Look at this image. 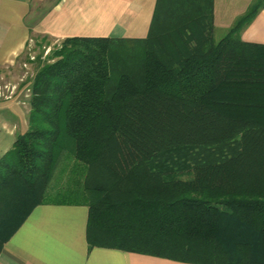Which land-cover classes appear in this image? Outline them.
<instances>
[{"label":"trees","instance_id":"trees-1","mask_svg":"<svg viewBox=\"0 0 264 264\" xmlns=\"http://www.w3.org/2000/svg\"><path fill=\"white\" fill-rule=\"evenodd\" d=\"M263 7L219 40L211 0H157L143 39H65L0 158V253L38 205L83 204L90 249L264 264V44L241 37ZM123 44L140 64L111 86Z\"/></svg>","mask_w":264,"mask_h":264},{"label":"crops","instance_id":"crops-1","mask_svg":"<svg viewBox=\"0 0 264 264\" xmlns=\"http://www.w3.org/2000/svg\"><path fill=\"white\" fill-rule=\"evenodd\" d=\"M46 1L0 0V61L21 54L32 34L55 41L72 37L146 38L157 3V0H56L43 16L32 15L33 5ZM211 2L217 33L228 32L254 0ZM241 37L245 42L264 44V7L243 29ZM20 114L24 115L21 109H10L0 103V158L19 135L15 132L19 123L12 116L21 119ZM27 122L28 119L20 134L27 131ZM88 216L89 208L83 204L38 205L5 244L0 264H185L114 249H90Z\"/></svg>","mask_w":264,"mask_h":264},{"label":"rangeland","instance_id":"rangeland-1","mask_svg":"<svg viewBox=\"0 0 264 264\" xmlns=\"http://www.w3.org/2000/svg\"><path fill=\"white\" fill-rule=\"evenodd\" d=\"M55 1L47 0V3L43 5L35 3L32 15L33 13L34 15L36 14L37 18L43 16ZM226 33L227 31H218L216 33L217 40L224 37ZM64 40L55 41L48 36H36L32 34L30 41L21 54L8 61H0V103L8 106L10 109L18 108L24 112V115L20 114L21 119L17 115L12 116V119L17 118L15 121L19 123V128L15 131L16 136L22 132L26 119L29 122V100L32 81L41 65L55 61L53 54L56 50L61 49ZM129 45L123 44L122 49L117 53H113L110 57L111 86L117 83V78L124 69L129 71L133 69V66L135 68L139 67L141 49H138V47L135 49ZM67 167L68 163L64 161L52 183L50 191L51 199L55 198L61 186L68 182L69 174Z\"/></svg>","mask_w":264,"mask_h":264}]
</instances>
